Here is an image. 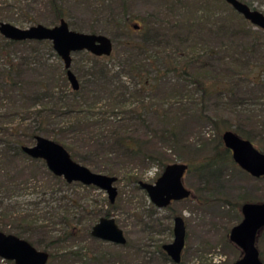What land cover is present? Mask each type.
Returning <instances> with one entry per match:
<instances>
[{"label": "rangeland", "instance_id": "374dc122", "mask_svg": "<svg viewBox=\"0 0 264 264\" xmlns=\"http://www.w3.org/2000/svg\"><path fill=\"white\" fill-rule=\"evenodd\" d=\"M6 1L14 6L9 12V22L22 28L35 23L46 26L56 24L57 18H54L49 6L50 2L54 1L69 28L101 33L110 38V62H116L115 52L122 51L121 43L125 35H128L122 26L124 22L133 29L137 28L133 27L134 24L159 25L165 29L170 24H180L192 19L195 14L193 10L201 7L205 10L204 13L226 19L232 27L245 25L241 16L222 0H189L188 3L181 0L176 5H173V0H122L124 9L120 8L121 0H20L19 6L12 0ZM241 1L264 13V0ZM249 25L253 32L264 39L263 29L247 24L248 27ZM199 36L200 38H195L191 44L193 52L219 46L225 61L238 58L241 62L242 59L243 66L232 69L221 63L222 68L218 69L217 62L213 68L205 70V76L213 79L215 86L221 85V91L205 95L203 98L200 89L189 77L177 72L161 75L157 87L145 92L142 101L148 105L155 103V107L158 105L170 115V119L175 120L176 139L160 143L156 150L152 148L150 152L154 158L146 160L145 163L125 165L126 170L113 182L116 187L113 202L108 201L103 190L92 185L69 182L66 186L56 184L46 188V185L51 184L50 180L43 185L36 182L39 177L30 180L25 189L18 190L2 204L5 206L8 203L9 210L23 217L28 223L25 228L27 230L22 229L23 239L36 249L44 251L47 240L68 230V226L60 221L62 216L67 215L68 220L72 222L70 225L73 226L70 229L76 238L74 241L59 243L61 247L86 245L89 252L99 249L108 255H114L119 251L118 244L88 238L87 233L91 225L104 216L113 218L128 245L141 244L147 251H151L157 244L171 241L172 217L180 215L185 226L184 246L180 254L182 264H193L194 261H198V264H213L214 259L217 264H221L218 253L226 257V263L229 264L239 256V249L227 238L229 228L240 219V212L233 203L264 201V175H249L232 162L231 157L218 163L209 174L200 172L198 165L215 151L217 136L228 129L248 135L249 141L257 149L264 147V85L257 83L264 74V46L248 52L247 49L242 50L249 41L245 36ZM42 46L48 61L54 63L59 60L54 56L52 48L49 50L45 45ZM184 47V43L180 45L170 41L156 46L151 55L154 58L157 57V51L161 53L158 66L168 58L182 62L184 55L191 52L190 47L183 49ZM71 59L76 66L89 64L86 55L81 51L72 52ZM58 62L62 64L61 61ZM55 72L57 75L59 71L56 69ZM32 76L27 75V79L30 80ZM53 77L54 85L62 88L63 82L57 76ZM122 78L128 82L130 80L128 76ZM64 85L70 86L67 79ZM153 116L151 113L146 114L151 125L155 120ZM27 122L28 120H25V123ZM47 138L53 140L56 137ZM30 144L32 142L27 145ZM172 162L191 165L181 179L183 185L190 190L191 196L172 201L169 207L157 208L149 201L146 192L138 186V181L152 183L164 165ZM86 167L98 172V166ZM3 206H0V209ZM41 226L44 227L40 228ZM256 244L264 261V241ZM128 258L122 257L123 261L117 256L116 261L128 264ZM84 262L92 264L87 259H84ZM0 264L8 263L0 259ZM45 264L58 262L48 260Z\"/></svg>", "mask_w": 264, "mask_h": 264}, {"label": "trees", "instance_id": "16d2710c", "mask_svg": "<svg viewBox=\"0 0 264 264\" xmlns=\"http://www.w3.org/2000/svg\"><path fill=\"white\" fill-rule=\"evenodd\" d=\"M12 1L19 6L20 0ZM180 1L173 0V5ZM120 2V8L124 9V2ZM184 2L188 3L189 0ZM49 6L57 22L63 18L54 1ZM13 7L6 0H0V21H10L9 12ZM193 12L195 14L192 19L180 24H170L165 29L159 25L137 24V28L133 29L124 22L122 26L128 35H125L121 43L122 51L115 52L116 62H110L111 53L107 56H95L84 50L81 52L89 60L88 66H76L71 59L70 69L78 82L75 90L64 85L65 70L58 62L61 60L54 54L59 60L54 63L48 61L42 46L51 50L48 40H10L0 35V206L18 190L25 189L30 180L38 177L40 183L38 180L36 182L39 185L51 181L46 188L56 184L68 185L60 176L49 172L41 159L30 158L21 151V146L33 143L37 135L56 137L53 140L61 144L73 160L85 166H98V172L114 175L116 179L126 170L125 165L143 164L154 158L150 152L152 148L156 150L160 143L174 141L175 120L170 119V115L158 105L155 107V103L144 104L142 97L145 92L157 87L161 75L177 72L189 77L200 89L203 98L221 91V85L215 86L213 79L205 76V70L213 68L217 62L218 69L222 68V64L232 69L243 66L242 59L241 62L238 58L232 59L233 62L225 61L219 46L193 52L191 44L195 38H200L199 35L211 34L226 38L245 36L249 41L242 50L247 49L248 52L264 46L262 36L253 32L250 25L247 26L250 23L242 17L245 25L232 27L226 19L204 13L205 10L201 7ZM232 38L230 39L233 40ZM170 41L180 45L184 43L183 49L190 47L191 52L184 55L182 62L168 58L158 66L161 53L157 51V57L153 58L151 51ZM56 69L59 71L57 75ZM27 75L33 76L28 80ZM53 76L63 82L62 88L54 85ZM122 76H128L129 82ZM257 83L264 85V74ZM28 88L31 90H27ZM94 108H97L95 112ZM147 113L154 115L153 125L147 120ZM25 120L28 122L25 123ZM233 132L249 140L245 133ZM220 135L217 136L215 151L198 165L200 172L209 174L218 163L226 161L228 157L230 159L229 150L223 147ZM259 150L264 152V147L260 146ZM189 166L191 165L186 170ZM241 203H233V206L239 211ZM7 204L0 209V231L22 238V229L27 230L25 228L28 223L9 210ZM60 221L68 226V230L47 240L44 248L48 255L47 261L84 264V259H87L92 264H123L117 262L116 257L122 259L128 256V264H182L181 256L178 263L171 262L160 243L155 249L147 251L143 248L144 245L130 246L125 241L124 244L117 245L119 251L114 255H108L99 249L89 252L86 245L73 248V245H69L63 248L59 243L74 241L76 236L70 229L73 226L67 215L62 216ZM87 234L88 238L95 240ZM261 241H264V227L256 235V243ZM258 253L260 257L259 250ZM260 260L264 264L261 257ZM3 262L10 264L7 260Z\"/></svg>", "mask_w": 264, "mask_h": 264}, {"label": "water", "instance_id": "95a60500", "mask_svg": "<svg viewBox=\"0 0 264 264\" xmlns=\"http://www.w3.org/2000/svg\"><path fill=\"white\" fill-rule=\"evenodd\" d=\"M237 14L251 25L264 30V13L250 8L240 0H223ZM137 27L136 24L133 25ZM0 35L10 40H48L52 50L59 57L65 70V77L71 87L78 88V82L70 69L71 53L87 51L95 56H107L112 50V41L101 33L83 32L68 27L67 22L60 18L51 26L41 23L28 27H18L9 22L0 21ZM223 146L229 150L232 161L251 176L264 175V152L260 151L245 138L231 130H225L220 135ZM21 151L30 158L41 159L45 167L53 175L60 176L65 182H79L82 185H92L106 193L109 202L116 196L114 175L95 172L73 160L66 149L58 142L37 135L34 143L22 145ZM187 165L182 162L165 164L155 180L138 181L149 201L157 208L166 207L170 202L187 198L190 190L181 179ZM240 219L233 224L227 238L239 249V256L229 264H263L260 260L256 235L264 227V201H244L239 206ZM92 237L114 244H124L122 230L111 217H99L91 225ZM172 239L161 244V248L173 263L180 261L184 246L185 226L180 215L172 217ZM47 253L36 249L28 241L11 233L0 231V258L12 264H45Z\"/></svg>", "mask_w": 264, "mask_h": 264}, {"label": "clouds", "instance_id": "9594fccd", "mask_svg": "<svg viewBox=\"0 0 264 264\" xmlns=\"http://www.w3.org/2000/svg\"><path fill=\"white\" fill-rule=\"evenodd\" d=\"M217 255L221 257V264H226V257H223L220 253H218ZM193 264H198V261H194ZM213 264H217L215 259L213 260Z\"/></svg>", "mask_w": 264, "mask_h": 264}, {"label": "flooded vegetation", "instance_id": "af4514ba", "mask_svg": "<svg viewBox=\"0 0 264 264\" xmlns=\"http://www.w3.org/2000/svg\"><path fill=\"white\" fill-rule=\"evenodd\" d=\"M241 1V0H240ZM243 2V1H242ZM245 3V2H244ZM250 7V6H249ZM251 8V7H250ZM230 153V152H229ZM169 205V204H168ZM91 228V227H90ZM89 231H90V229H89ZM89 234H90V232H89ZM91 236V235H90ZM92 237V236H91ZM93 238H95V237H93ZM96 239H98V238H96ZM111 243V242H110Z\"/></svg>", "mask_w": 264, "mask_h": 264}]
</instances>
